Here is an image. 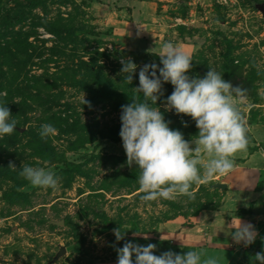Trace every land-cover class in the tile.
Wrapping results in <instances>:
<instances>
[{"label": "rangeland", "instance_id": "374dc122", "mask_svg": "<svg viewBox=\"0 0 264 264\" xmlns=\"http://www.w3.org/2000/svg\"><path fill=\"white\" fill-rule=\"evenodd\" d=\"M119 1L148 5L155 15L148 25L151 47L180 45L197 64L190 76L216 70L247 90L246 119L264 120V0H0V103L18 122L0 138V264L117 262L116 248L126 241L155 244L161 223L219 204V176L193 185L194 199H141L138 166H128L119 135L120 116L122 105L143 101L135 90L139 67L152 62L112 28L115 18L107 11ZM128 58L138 65L131 84L120 71ZM173 90L164 83L157 106L170 128L195 138L191 117L165 110ZM43 124L56 134L42 139ZM24 165L54 171L58 189L33 187L19 175ZM117 227L125 240L116 241ZM59 246L64 253L52 260ZM208 249L219 264H259L254 257L264 252V239ZM169 250L193 249L154 254Z\"/></svg>", "mask_w": 264, "mask_h": 264}, {"label": "clouds", "instance_id": "9594fccd", "mask_svg": "<svg viewBox=\"0 0 264 264\" xmlns=\"http://www.w3.org/2000/svg\"><path fill=\"white\" fill-rule=\"evenodd\" d=\"M158 56L162 67L155 63L139 67V87L135 90L144 99H132L121 106L119 135L128 166H138L142 200H175L182 195L194 199L193 185L234 171L237 154L247 152L251 133L243 109L247 90L234 86L214 69L203 77L190 76L191 55L171 41L162 43ZM121 64L123 81L131 84L138 65L131 58L121 59ZM164 83H171L174 89L165 101V110L191 117L198 129L195 139L186 140L180 130L170 128L171 121L165 120L157 106ZM17 123L7 104L0 103V138L16 131ZM56 132L51 124L41 125L42 139ZM8 167L17 168L14 162H9ZM19 175L33 187L56 190L60 184V177L45 167L24 165ZM237 218L235 226L232 222L229 225L234 229L230 234L237 245L247 247L255 242L258 231L250 222ZM112 231L117 242L125 240L126 231L121 227ZM155 250V244L143 246L126 241L123 247L116 248L117 264H219L218 257L209 256L203 249L184 254L169 250L160 255H155ZM254 260L264 264V252H257Z\"/></svg>", "mask_w": 264, "mask_h": 264}, {"label": "crops", "instance_id": "0c3cea01", "mask_svg": "<svg viewBox=\"0 0 264 264\" xmlns=\"http://www.w3.org/2000/svg\"><path fill=\"white\" fill-rule=\"evenodd\" d=\"M120 2L115 3L116 8L107 11L115 18L112 28L130 49L160 53L161 50H155L158 47L155 44L151 47L149 42L154 34L148 26L154 15L149 6L140 1ZM247 122L251 127L250 144L247 152L237 154L235 170L219 176L217 182L224 185L220 189L219 204L187 218L175 217L161 223L156 239L166 244L156 246L155 252L175 246L208 252L209 246L235 243L230 234L234 229L229 225L232 222L235 226L237 217L253 224L258 231L257 238L264 239V120L256 117ZM111 263L117 264L113 260Z\"/></svg>", "mask_w": 264, "mask_h": 264}, {"label": "trees", "instance_id": "16d2710c", "mask_svg": "<svg viewBox=\"0 0 264 264\" xmlns=\"http://www.w3.org/2000/svg\"><path fill=\"white\" fill-rule=\"evenodd\" d=\"M140 54H142V57L144 56V54L148 53L147 55H145L146 57H148V59L152 62V63H155L157 64L158 66L162 67V65L160 64V58H159V54L160 53H155V52H139ZM192 68L191 70H194V69H197V64L195 63V61L192 59ZM161 244H166L163 240H157L155 241V245L156 246H159Z\"/></svg>", "mask_w": 264, "mask_h": 264}, {"label": "water", "instance_id": "95a60500", "mask_svg": "<svg viewBox=\"0 0 264 264\" xmlns=\"http://www.w3.org/2000/svg\"><path fill=\"white\" fill-rule=\"evenodd\" d=\"M258 9H262V5L259 4L258 5ZM262 13H264V11H262ZM215 185L219 188V189H222L224 187L223 184L221 183H215ZM1 198V197H0ZM64 247L63 246H59L57 251L54 253L53 257H52V260H55L60 254H63L64 253Z\"/></svg>", "mask_w": 264, "mask_h": 264}]
</instances>
